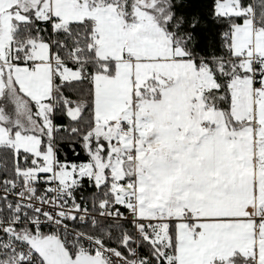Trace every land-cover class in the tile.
<instances>
[{
  "label": "snow or ice",
  "instance_id": "snow-or-ice-1",
  "mask_svg": "<svg viewBox=\"0 0 264 264\" xmlns=\"http://www.w3.org/2000/svg\"><path fill=\"white\" fill-rule=\"evenodd\" d=\"M0 264H264V0H0Z\"/></svg>",
  "mask_w": 264,
  "mask_h": 264
}]
</instances>
